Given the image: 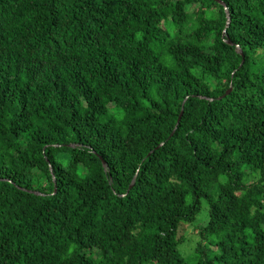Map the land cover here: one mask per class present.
<instances>
[{
    "label": "trees",
    "instance_id": "trees-1",
    "mask_svg": "<svg viewBox=\"0 0 264 264\" xmlns=\"http://www.w3.org/2000/svg\"><path fill=\"white\" fill-rule=\"evenodd\" d=\"M221 1L0 0V264H264V0Z\"/></svg>",
    "mask_w": 264,
    "mask_h": 264
},
{
    "label": "rangeland",
    "instance_id": "rangeland-1",
    "mask_svg": "<svg viewBox=\"0 0 264 264\" xmlns=\"http://www.w3.org/2000/svg\"><path fill=\"white\" fill-rule=\"evenodd\" d=\"M114 110L113 108H111L110 113H112V111ZM254 179L255 176L251 175L247 178V181L252 182L254 181ZM205 213H206L205 206H202L198 219L194 223L186 224L182 227V234L184 238L187 240H185V242L179 247H181L182 254L185 255L186 258L190 257L191 253L189 252L192 251L195 243L199 240L197 234H198L199 226H202L206 223Z\"/></svg>",
    "mask_w": 264,
    "mask_h": 264
},
{
    "label": "water",
    "instance_id": "water-1",
    "mask_svg": "<svg viewBox=\"0 0 264 264\" xmlns=\"http://www.w3.org/2000/svg\"><path fill=\"white\" fill-rule=\"evenodd\" d=\"M214 1L217 2L218 4H220L221 6H223V7L225 8L226 19H227V24H228V23H229V14H228V11H227V9H226V7H225V3H224L223 1H221V0H214ZM226 42H227L228 44H231L229 40H227ZM238 52L241 54L240 49L238 50ZM181 113H182V112H180V114H179V116H178V120H179V118H180V116H181ZM102 166H103L104 169L106 168V164H105L104 161H102ZM132 184H133V180H132L130 186H132Z\"/></svg>",
    "mask_w": 264,
    "mask_h": 264
}]
</instances>
